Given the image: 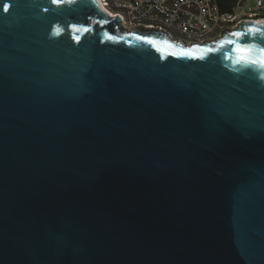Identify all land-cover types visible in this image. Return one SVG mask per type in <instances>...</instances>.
<instances>
[{"label":"water","instance_id":"obj_1","mask_svg":"<svg viewBox=\"0 0 264 264\" xmlns=\"http://www.w3.org/2000/svg\"><path fill=\"white\" fill-rule=\"evenodd\" d=\"M120 22L0 0V264H264V23Z\"/></svg>","mask_w":264,"mask_h":264},{"label":"built area","instance_id":"obj_2","mask_svg":"<svg viewBox=\"0 0 264 264\" xmlns=\"http://www.w3.org/2000/svg\"><path fill=\"white\" fill-rule=\"evenodd\" d=\"M99 2L110 17H120L124 29L161 32L186 45L218 42L243 23L264 19V0H239L231 11H223L218 0Z\"/></svg>","mask_w":264,"mask_h":264},{"label":"trees","instance_id":"obj_3","mask_svg":"<svg viewBox=\"0 0 264 264\" xmlns=\"http://www.w3.org/2000/svg\"><path fill=\"white\" fill-rule=\"evenodd\" d=\"M239 0H218V3L223 11H231ZM116 29V25H114Z\"/></svg>","mask_w":264,"mask_h":264},{"label":"snow or ice","instance_id":"obj_4","mask_svg":"<svg viewBox=\"0 0 264 264\" xmlns=\"http://www.w3.org/2000/svg\"><path fill=\"white\" fill-rule=\"evenodd\" d=\"M233 35H241V34L240 33H234ZM242 51L245 52V53H250L251 50L250 49H243ZM261 51H264V49H262ZM243 61H249L250 63H256V61H250L248 56H244L242 58V62Z\"/></svg>","mask_w":264,"mask_h":264},{"label":"bare ground","instance_id":"obj_5","mask_svg":"<svg viewBox=\"0 0 264 264\" xmlns=\"http://www.w3.org/2000/svg\"><path fill=\"white\" fill-rule=\"evenodd\" d=\"M259 22H260V23H264V19H262V20H259Z\"/></svg>","mask_w":264,"mask_h":264},{"label":"flooded vegetation","instance_id":"obj_6","mask_svg":"<svg viewBox=\"0 0 264 264\" xmlns=\"http://www.w3.org/2000/svg\"><path fill=\"white\" fill-rule=\"evenodd\" d=\"M172 40V39H171ZM173 41H175V40H173Z\"/></svg>","mask_w":264,"mask_h":264}]
</instances>
